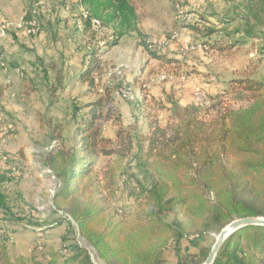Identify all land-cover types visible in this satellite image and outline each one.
Segmentation results:
<instances>
[{"label":"rangeland","instance_id":"1","mask_svg":"<svg viewBox=\"0 0 264 264\" xmlns=\"http://www.w3.org/2000/svg\"><path fill=\"white\" fill-rule=\"evenodd\" d=\"M21 1L23 8L19 11L11 6V19L0 22V28L8 24L0 36V54L5 61V67H0V172L13 178L4 188L13 212L29 223L10 221L0 213V232L9 238V259L21 255L27 264H62L64 237L74 235L80 246L91 249L74 224L73 235L66 232L67 217L54 209L55 184L43 172L44 151L55 146L78 148L76 126L84 106L109 91L112 103L105 106L96 124L110 140L101 146L114 152L94 156L97 189L82 195L106 205L124 225L131 224L144 205L138 180L148 184L136 163L142 157L139 148L146 145L149 123H168V113L161 107L168 104L167 97L182 104L195 101L202 117L213 118L215 107L208 104L205 94H221L241 77L264 81V14L257 10L263 24L248 20L257 34L254 40L218 53L201 48L186 24L198 17L205 25L221 27V16L245 14L249 0H131L149 49L174 58L167 64L152 58L133 36L111 44L114 39L109 28L90 26L87 30L76 0H51L49 8L39 11L40 32L26 36L17 25L37 0ZM252 4L254 10L259 8ZM243 22L237 18L229 26L243 27ZM8 35L17 40L15 48L5 45ZM93 55L99 68L90 85L79 76ZM16 68L22 70L20 75ZM247 96L234 86L218 107L246 106ZM73 108L78 109L76 113ZM165 220L170 221L171 216ZM199 232H205L199 245L212 247L215 233ZM183 246H187L185 241ZM194 252L195 248H189V253ZM163 259L165 264L175 263L171 246L165 249Z\"/></svg>","mask_w":264,"mask_h":264},{"label":"trees","instance_id":"2","mask_svg":"<svg viewBox=\"0 0 264 264\" xmlns=\"http://www.w3.org/2000/svg\"><path fill=\"white\" fill-rule=\"evenodd\" d=\"M249 3L245 14L221 16V27L205 25L197 17L186 28L198 37V45L204 50L228 52L257 37L249 18L263 24L257 10L264 14V0ZM252 3L259 8L254 10ZM78 5L87 14L83 20L87 30L91 19H96L100 26L111 30V44L135 35L152 58L167 64L174 62V58L149 49L131 0H78ZM25 14L26 19L30 18L31 8ZM40 14L36 16L39 23ZM237 18L244 20V26L230 28L229 24ZM224 37L226 41L221 40ZM98 68L93 55L79 80L93 85L92 75ZM233 82L221 94H205L208 104L215 107L213 118L202 117L195 101L182 104L165 98L168 104L161 107L168 113V123L162 126L157 121L150 122L145 148H139L142 157L136 164L148 177V184L138 180L136 186L144 205L129 225L117 220L103 203L83 198L84 192L97 189L92 170L94 156L114 152L101 146L110 140L96 124L105 106L112 103L110 92L88 102L76 126L78 148L55 146L44 156V168L51 170L58 183L52 203L67 217L66 232L73 235L74 224L79 237L102 264H165L163 253L169 246L175 256L174 264H201L211 247L199 245V238L205 234L199 231L217 235L235 219L264 217V81L241 77ZM234 86L247 93L249 104L218 107ZM77 110L73 108V113ZM12 179L6 171L0 172V213L10 221L29 223L13 212L4 193ZM166 216H171V220L166 221ZM8 240L0 232V264H27L21 255L9 259ZM63 243L62 264H94L89 251L78 244L74 235L64 237ZM189 248L196 252L189 253ZM211 264H264V226L247 225L230 234Z\"/></svg>","mask_w":264,"mask_h":264},{"label":"built area","instance_id":"3","mask_svg":"<svg viewBox=\"0 0 264 264\" xmlns=\"http://www.w3.org/2000/svg\"><path fill=\"white\" fill-rule=\"evenodd\" d=\"M59 1H63V0H59ZM50 3H51V0H37L31 6V17L26 19L25 18V16H26L25 13L21 17L20 23L18 24V27L21 28L23 30V32L27 36H33V35H36V34L39 33V31H40V23L37 20L36 16L39 14V11H41V9L49 8L48 5ZM82 17H83V20L86 19V17H87V14L83 10H82ZM91 26L99 27L100 23L96 19H91ZM6 29H7L6 26H4V25L1 26V28H0V36L4 35ZM175 37H176L175 34H173L171 36L172 39H174ZM167 42H168L167 40H164L162 43L164 45H166ZM187 47L190 48V49H193V47H191V46H187ZM0 67H5V61H4V58H3L2 54H0ZM15 72L17 74H19V75L21 74V71L18 68L15 69ZM49 150L50 149H48V150L46 149L44 151V153H47ZM43 172H44V174L49 176L54 181V184H55L54 187H55V190H56V188L58 187V183H57L56 179L54 178V176L51 174V170H49L48 168H44ZM89 255H90L91 260L93 261L94 264H97L96 262L101 263V261L98 258L95 257V255H94V253L92 251H89Z\"/></svg>","mask_w":264,"mask_h":264},{"label":"water","instance_id":"4","mask_svg":"<svg viewBox=\"0 0 264 264\" xmlns=\"http://www.w3.org/2000/svg\"><path fill=\"white\" fill-rule=\"evenodd\" d=\"M247 225H263L264 226V217H243L238 218L225 227H223L220 232L216 235L215 241L206 257V259L201 264H211L216 256V253L221 245V243L237 229L247 226Z\"/></svg>","mask_w":264,"mask_h":264},{"label":"crops","instance_id":"5","mask_svg":"<svg viewBox=\"0 0 264 264\" xmlns=\"http://www.w3.org/2000/svg\"><path fill=\"white\" fill-rule=\"evenodd\" d=\"M76 2H78L76 0ZM15 8L16 10H21L23 8V3L21 0L19 1H15V2H12L10 0H1L0 1V22H4L6 21V19H11V16H12V7ZM80 8V7H79ZM81 9V8H80ZM7 26L8 28V24H2L1 26ZM18 26V25H17ZM139 28H140V31L141 33L145 36L144 32L142 31L141 29V26L139 25ZM23 31V30H22ZM24 33V32H23ZM25 34V33H24ZM27 36V35H26ZM134 36V40H137V42H139V38L135 37ZM127 37H130V36H127ZM127 37H123V38H127ZM123 38H121L120 40H122ZM146 38V37H145ZM14 39V38H13ZM11 38V36L8 35V37L6 38L5 40V45H9V44H12V47L15 48V46H17V40H13ZM119 42V41H118ZM17 44V45H16ZM138 46L141 47L138 43ZM144 50V49H143ZM145 51V50H144Z\"/></svg>","mask_w":264,"mask_h":264}]
</instances>
